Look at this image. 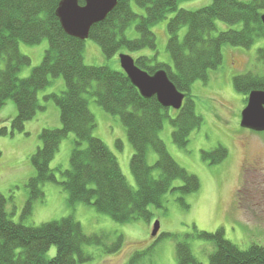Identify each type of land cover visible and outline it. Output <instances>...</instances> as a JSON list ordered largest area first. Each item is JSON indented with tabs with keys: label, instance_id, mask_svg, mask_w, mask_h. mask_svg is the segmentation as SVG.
I'll list each match as a JSON object with an SVG mask.
<instances>
[{
	"label": "trees",
	"instance_id": "1",
	"mask_svg": "<svg viewBox=\"0 0 264 264\" xmlns=\"http://www.w3.org/2000/svg\"><path fill=\"white\" fill-rule=\"evenodd\" d=\"M60 1L0 0V111L9 101L15 103L18 111L10 131L0 126V136L25 132L26 124L41 108L38 93L52 84L51 79L63 78L66 84L65 92L47 98L59 108L62 127L45 129L40 135L42 146L31 159L36 176L27 183L29 198L20 223L12 220L14 198L0 193V264H86L93 260L86 251L88 247L100 248L105 255L122 249L123 236L113 243L109 235H87L73 218L39 227L26 226L24 221L32 216L35 204L45 199L46 184L61 185L72 205L93 206L119 224L150 223L154 217L151 207L163 209L169 194L175 196L182 208L189 209L186 198L200 191V181L170 155L160 137L165 122L173 129L174 144L179 149H187L192 134L204 124L196 112L193 85L207 84L210 72L223 65L225 46L249 50L258 41H264V0H211V5L195 11L178 10L180 0H118L107 18L90 31L89 39L99 45L107 59L123 49L156 51L157 38L152 27L166 20L168 14L176 13L168 23L167 50L173 67L158 62L157 57L135 59L136 65L150 75L166 71L170 81L185 96L181 110L174 111L162 107L157 98L144 99L123 70L87 66L85 42L68 36L56 15ZM79 3L85 5L83 0ZM135 7L145 14H138ZM217 22L230 29L219 32ZM237 26L241 29H232ZM132 27L137 39L126 35ZM184 27L188 31L181 39L179 34ZM44 40L48 41L49 48L43 62L33 69L29 78L20 79L22 69L31 65V59L21 53L20 44L33 46ZM257 55L258 62L264 66V47ZM234 86L244 95L247 105L253 91H264V74L259 71L237 76ZM86 96L94 98L106 113L118 117L126 129L134 150L131 171L137 189L128 184L117 157L93 136L96 120ZM70 134L76 137L70 169L52 170L51 163ZM83 144H87L85 149L81 147ZM117 145L121 147L119 142ZM150 150L157 155L154 167L148 163ZM202 154L210 165H219L229 157L223 146ZM56 172L65 179L62 183L58 182ZM178 181L182 185L176 187ZM9 207L13 208L12 212ZM196 237L215 246L208 264H264V247L252 245L242 250L226 239L223 229L215 233L198 232ZM53 248L56 254L50 258ZM147 254L136 253L129 264H139ZM177 264L204 263L195 258L189 243L181 242L177 246Z\"/></svg>",
	"mask_w": 264,
	"mask_h": 264
},
{
	"label": "rangeland",
	"instance_id": "2",
	"mask_svg": "<svg viewBox=\"0 0 264 264\" xmlns=\"http://www.w3.org/2000/svg\"><path fill=\"white\" fill-rule=\"evenodd\" d=\"M250 2L251 0H239ZM211 0H180L178 10L195 11L211 5ZM135 11L144 15V11L135 7ZM176 15L168 14L167 19L154 25L152 32L157 38V50L140 52L121 50L115 57L107 59L99 45L88 39L85 41L84 61L87 66L110 67L122 71L119 56L128 54L134 59L141 56L157 57L158 62L173 67L168 53V23ZM218 31L230 29L224 23L217 22ZM241 29V26L232 27ZM188 29L182 28L183 39ZM129 39H137L134 27L127 31ZM264 47V41H258L251 49L225 46L223 65L211 71L209 82H196L192 95L196 103V112L204 119L201 129L194 132L187 149H179L173 142V129L168 121L160 134L161 139L173 159L200 181V191L186 198L189 209L182 208L169 194L163 209L151 207L154 217L150 223L143 221L131 224H119L95 207L83 204L72 205L69 194L59 184H46L43 188L45 199L36 203L31 217L24 221L26 226L39 227L42 224L73 218L82 225L87 235H109L110 241L116 242L123 236L124 244L118 253L103 254L100 248L88 247L86 251L93 260L86 264H129L136 253L148 252L139 264H177L178 243H189L195 258L209 263L215 246L196 237L198 232L215 233L225 231V237L242 250L252 245L264 247V133H255L241 127V114L246 104L244 95L237 92L234 78L252 72L264 74V66L258 62V50ZM49 43L44 40L39 45L20 44V51L31 59V65L19 74L20 79L31 76L33 69L43 62ZM4 65H2V68ZM52 84L38 93L40 109L34 119L25 126V132L14 136H0V193L7 198H14L15 212L12 220L21 222L23 210L29 194L27 183L36 176L31 164L32 156L42 146L40 135L43 130H56L62 127L60 110L47 99L53 94L66 90L63 78L51 79ZM89 109L95 117L96 128L93 136L103 141L117 157L128 184L137 189L131 171L134 150L128 139L127 131L118 117L106 113L94 98L86 96ZM174 114V112L172 113ZM18 115L13 101L7 102L0 111V126L11 130V123ZM118 142L121 147H118ZM218 146L229 152L226 161L219 165H210L203 160L204 151H212ZM76 147V137L70 134L60 146L59 152L51 163V169H70V159ZM82 149L87 147L83 144ZM157 155L149 151L148 163L154 167ZM157 174V172H156ZM58 182L65 179L56 172ZM180 181L175 186H181ZM13 211L12 207L8 209ZM156 223L160 231L156 237L153 231ZM172 235L173 237H171ZM56 254L53 248L49 257Z\"/></svg>",
	"mask_w": 264,
	"mask_h": 264
},
{
	"label": "water",
	"instance_id": "3",
	"mask_svg": "<svg viewBox=\"0 0 264 264\" xmlns=\"http://www.w3.org/2000/svg\"><path fill=\"white\" fill-rule=\"evenodd\" d=\"M61 0L56 15L64 32L73 38L87 41L91 28L103 22L116 8L118 0ZM264 25V14L262 15ZM121 68L128 76L133 86L144 99L157 98L159 104L167 109L179 111L183 107L185 96L180 93L170 81L166 71L160 70L154 75L141 70L136 60L128 55L119 56ZM241 127L255 133H264V91H253L241 114ZM160 231L156 223L153 236Z\"/></svg>",
	"mask_w": 264,
	"mask_h": 264
}]
</instances>
